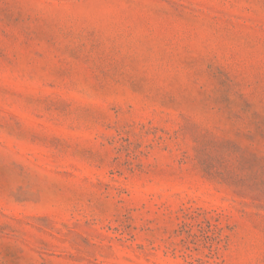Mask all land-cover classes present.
<instances>
[{
    "label": "rangeland",
    "instance_id": "374dc122",
    "mask_svg": "<svg viewBox=\"0 0 264 264\" xmlns=\"http://www.w3.org/2000/svg\"><path fill=\"white\" fill-rule=\"evenodd\" d=\"M0 264H264V0H0Z\"/></svg>",
    "mask_w": 264,
    "mask_h": 264
}]
</instances>
